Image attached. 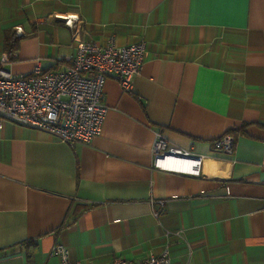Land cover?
<instances>
[{"label":"crops","instance_id":"obj_1","mask_svg":"<svg viewBox=\"0 0 264 264\" xmlns=\"http://www.w3.org/2000/svg\"><path fill=\"white\" fill-rule=\"evenodd\" d=\"M66 15L86 40L144 38V61L130 91L105 80L87 143L2 123L0 264H62L57 243L82 264L166 245L171 264H264V0H0L7 67H61ZM156 133L203 155L201 174L153 167ZM226 133L233 152L213 151Z\"/></svg>","mask_w":264,"mask_h":264},{"label":"built area","instance_id":"obj_2","mask_svg":"<svg viewBox=\"0 0 264 264\" xmlns=\"http://www.w3.org/2000/svg\"><path fill=\"white\" fill-rule=\"evenodd\" d=\"M63 23L74 29L75 51L67 55L61 67L42 68L36 63L28 73H13L7 64L11 54L0 55V127L11 122L56 136L63 142L87 143L101 131L107 111L103 102V85L107 78L117 80L124 91L132 88V79L140 71L146 41L140 38L126 45H117L109 36L106 43H97L79 36L82 26L76 15L60 16ZM213 151L233 152L230 134L211 141ZM155 168L200 175L203 155L169 142L156 133L151 148ZM157 216L159 211H154ZM51 254L61 256L62 264H82L70 260L65 246L55 244ZM110 264H171L166 245L158 253L142 260L115 258Z\"/></svg>","mask_w":264,"mask_h":264},{"label":"trees","instance_id":"obj_3","mask_svg":"<svg viewBox=\"0 0 264 264\" xmlns=\"http://www.w3.org/2000/svg\"><path fill=\"white\" fill-rule=\"evenodd\" d=\"M17 40H18V37H6V39H5V45L6 46H11V45H13V46H15V43L17 42Z\"/></svg>","mask_w":264,"mask_h":264}]
</instances>
